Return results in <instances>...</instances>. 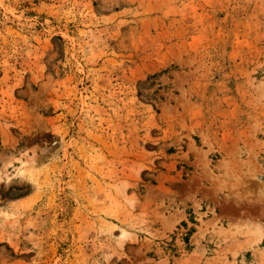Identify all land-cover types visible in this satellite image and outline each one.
<instances>
[{"label":"rangeland","instance_id":"obj_1","mask_svg":"<svg viewBox=\"0 0 264 264\" xmlns=\"http://www.w3.org/2000/svg\"><path fill=\"white\" fill-rule=\"evenodd\" d=\"M0 264H264V0H0Z\"/></svg>","mask_w":264,"mask_h":264}]
</instances>
